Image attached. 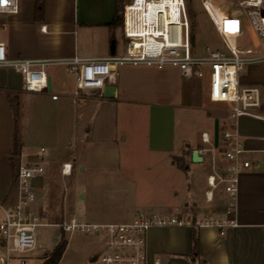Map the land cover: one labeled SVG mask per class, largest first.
I'll return each mask as SVG.
<instances>
[{"label": "crops", "instance_id": "crops-1", "mask_svg": "<svg viewBox=\"0 0 264 264\" xmlns=\"http://www.w3.org/2000/svg\"><path fill=\"white\" fill-rule=\"evenodd\" d=\"M128 1L43 0L40 13L35 0L33 20L14 21L11 17L21 9L4 16L0 29L10 28L11 34L9 42L0 40L6 43L12 57L65 59L123 55L127 42L119 43L117 35L121 32L125 37L121 10ZM23 35L45 37L47 48L44 51L26 50L21 42ZM113 41L116 42L114 54ZM48 73L52 93L45 94L58 101L63 94L53 92L54 76L49 69ZM244 77L242 75V79ZM71 78L74 91L70 96L75 97V83ZM249 82L246 78L244 83ZM107 84L116 86L114 97L106 98L103 90H97L81 99L90 98L92 104L103 111L97 124L88 127V136H97L103 130L106 137L113 132L122 137L118 147L120 163L116 168V185L124 203L122 208L126 211L120 221L115 222L131 221L141 212L186 217L221 215L226 204L223 187L214 189L213 201L207 200L213 153L199 154L200 162L192 160V153L207 145L202 139V134L207 132L217 147L222 165L221 151L226 145L223 132L228 127H236L250 161V167L240 175L239 224L228 229L225 235L214 226L154 227L147 238L149 258L151 263L159 259L160 264H264V118L243 116L233 121L228 117V104L222 103L226 105V112L220 109L221 104L211 106L205 128L191 135L186 129L187 120L203 107V89L197 78L186 79L175 67L159 69L126 64L115 68ZM22 91L21 75L11 69H0V155L9 153L13 157L16 116L12 95ZM53 93H58L59 98L53 99ZM23 147L24 143L18 153L20 157L24 154ZM38 152L29 153L28 161L34 162ZM105 184L109 183L105 181ZM16 198L17 187L13 201ZM81 198L86 200L82 212L88 220L84 221L114 222L94 214L85 193ZM97 237L88 249L86 262L97 261L94 257L104 249V239ZM34 257L36 261L35 254Z\"/></svg>", "mask_w": 264, "mask_h": 264}, {"label": "built area", "instance_id": "built-area-1", "mask_svg": "<svg viewBox=\"0 0 264 264\" xmlns=\"http://www.w3.org/2000/svg\"><path fill=\"white\" fill-rule=\"evenodd\" d=\"M238 5L257 34L258 44L247 49L238 46L245 34L243 17L234 12H223L212 0H201L220 37L221 47L207 45L204 55L194 53L191 17L186 0H130L123 5L124 35L128 39L123 55L104 58L79 56L52 59L12 57L5 42L0 40V69H11L22 77L26 92H49L50 65H63L75 83V97L82 98L103 90L116 67L126 64L154 66L159 69L175 67L186 79L202 78L204 68L210 67L209 96L214 102L228 104V117L237 121L243 116L264 118L262 90L258 85L241 81L245 66L264 62V0H237ZM169 2V3H167ZM172 5L175 7L173 8ZM18 0H0V27L4 16L19 12ZM46 29V26L43 27ZM52 92V91H51ZM53 99L59 94L53 93ZM202 139L206 146L197 149L200 155L213 153V172L209 175L211 189L207 200H214V189L222 186L226 204L221 215L186 217L177 214L141 212L128 222L95 223L70 215L59 223L64 233L95 235L104 239V249L98 253L99 264H160L150 262L148 232L154 227L214 226L225 235L238 222L240 175L250 161L247 149L236 127L223 132L226 145L221 151L224 161L219 163L217 147L209 134ZM46 147H41L34 162H21L17 168V198L0 203V244L4 252L1 264H35L38 246L37 229L49 224L38 209V191L35 181L45 173ZM63 172H72V163H64ZM68 170V172H66Z\"/></svg>", "mask_w": 264, "mask_h": 264}, {"label": "rangeland", "instance_id": "rangeland-1", "mask_svg": "<svg viewBox=\"0 0 264 264\" xmlns=\"http://www.w3.org/2000/svg\"><path fill=\"white\" fill-rule=\"evenodd\" d=\"M18 1L21 10L11 18L19 23L33 20L35 0ZM186 1L189 12H192L196 33L194 53L204 55L207 45L212 48L221 47L218 32L203 8L201 0ZM212 2L223 12L230 11L243 17L245 34L238 39L239 48L247 49L258 44L257 34L249 21L245 19L237 0H212ZM10 34V28L0 29V39L9 42ZM117 39L119 43L123 40L128 41L121 32L118 33ZM21 42L25 48L27 47L26 50L33 48L44 51L48 40L42 36L27 38L23 35ZM48 69L54 76L53 92L63 94L58 101L51 100L45 92L43 94L22 91L12 95L16 116L15 128L20 142L24 143V154L22 157L18 154L11 157L9 153L0 155V203L14 202L19 164L29 162V153H36L41 146H45L47 148L44 158L46 171L42 174L43 178L37 180L36 188L38 209L44 221L49 224L37 229L38 247L34 254L38 259L35 263L43 264L45 257L65 237L68 240V246L60 264H99L97 261L86 262L88 249L99 237L64 233L59 223L72 214L80 220H88L82 212L86 200L83 199L84 197L81 198V194L84 193L89 201L87 204L92 207L94 214L100 215L104 220L120 221L119 219L126 211L122 208L124 203L121 201L116 185V168L120 163L118 147L122 137L118 132L110 133L106 137L103 130L99 131L97 136H88V127L97 124V118L103 114V111L100 106L92 104L90 98L81 99L70 96L74 91L71 87L72 75L64 70L63 65H51ZM204 71L205 76L197 78L203 89V107L198 108L187 120L186 129L191 135L205 128V120L211 112L209 110L211 106L221 104V110L226 112L225 109H227L226 105L211 101L210 67L206 66ZM242 75L250 81L246 85L261 86L264 101V62L245 66L241 71V79ZM245 77L241 80L243 84L246 82ZM68 162L72 163V172L65 174L63 165ZM105 181L109 184L106 185ZM1 219L0 211V221ZM3 252L4 249L0 244V255Z\"/></svg>", "mask_w": 264, "mask_h": 264}, {"label": "trees", "instance_id": "trees-1", "mask_svg": "<svg viewBox=\"0 0 264 264\" xmlns=\"http://www.w3.org/2000/svg\"><path fill=\"white\" fill-rule=\"evenodd\" d=\"M37 6H38V12L42 13L44 3L43 0H37ZM190 17H191V23H192V29L195 33V28L193 24V16L192 12L190 11ZM22 149V143L20 142V138L18 135V132H15L14 136V149H13V155H16L20 153ZM197 242H195V248L197 249ZM68 246V240L63 237L62 240L53 248V250L45 257L43 264H60V261L64 255V252Z\"/></svg>", "mask_w": 264, "mask_h": 264}, {"label": "water", "instance_id": "water-1", "mask_svg": "<svg viewBox=\"0 0 264 264\" xmlns=\"http://www.w3.org/2000/svg\"><path fill=\"white\" fill-rule=\"evenodd\" d=\"M263 13H264V9H263ZM195 39H196V35L193 34L192 35V43H195ZM115 47H116V42L113 41L112 43V54L115 53ZM49 90H52V81L51 79L49 80ZM116 94V86L113 84H107L104 89H103V96L106 98H112L114 97ZM192 160L194 162H200L202 161V157L199 155L197 150H194L192 153ZM97 259V255L94 257V260Z\"/></svg>", "mask_w": 264, "mask_h": 264}, {"label": "bare ground", "instance_id": "bare-ground-1", "mask_svg": "<svg viewBox=\"0 0 264 264\" xmlns=\"http://www.w3.org/2000/svg\"><path fill=\"white\" fill-rule=\"evenodd\" d=\"M167 3H169V2H167ZM172 7L174 8L175 6H174V5H172ZM66 172H68V170H67Z\"/></svg>", "mask_w": 264, "mask_h": 264}]
</instances>
